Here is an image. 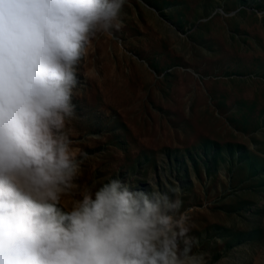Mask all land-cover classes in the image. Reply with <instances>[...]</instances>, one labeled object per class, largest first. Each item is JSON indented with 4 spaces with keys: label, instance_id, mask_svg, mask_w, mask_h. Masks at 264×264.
Here are the masks:
<instances>
[{
    "label": "rangeland",
    "instance_id": "obj_1",
    "mask_svg": "<svg viewBox=\"0 0 264 264\" xmlns=\"http://www.w3.org/2000/svg\"><path fill=\"white\" fill-rule=\"evenodd\" d=\"M120 22L76 68L77 183L177 189L193 253L264 264V0H126Z\"/></svg>",
    "mask_w": 264,
    "mask_h": 264
},
{
    "label": "clouds",
    "instance_id": "obj_2",
    "mask_svg": "<svg viewBox=\"0 0 264 264\" xmlns=\"http://www.w3.org/2000/svg\"><path fill=\"white\" fill-rule=\"evenodd\" d=\"M125 3L0 0V264H208L177 189L77 183L76 68Z\"/></svg>",
    "mask_w": 264,
    "mask_h": 264
}]
</instances>
